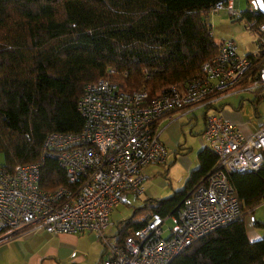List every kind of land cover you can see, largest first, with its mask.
I'll list each match as a JSON object with an SVG mask.
<instances>
[{
	"label": "trees",
	"instance_id": "obj_1",
	"mask_svg": "<svg viewBox=\"0 0 264 264\" xmlns=\"http://www.w3.org/2000/svg\"><path fill=\"white\" fill-rule=\"evenodd\" d=\"M220 1L0 0L2 166L12 171L40 164L41 191L74 188L55 159H42V149L51 133L82 131L78 103L86 86L110 78L127 90L146 89L154 96L199 78L221 46L208 24ZM247 16L264 23V14ZM253 106L257 112L258 104ZM200 160L184 190L136 209L118 226L116 242L142 228L145 213L174 214L219 157L205 149ZM230 181L243 217L200 239L171 264H264V236L251 242L244 222L246 213L264 202V166L253 174H232ZM256 225L264 230V224Z\"/></svg>",
	"mask_w": 264,
	"mask_h": 264
},
{
	"label": "built area",
	"instance_id": "obj_2",
	"mask_svg": "<svg viewBox=\"0 0 264 264\" xmlns=\"http://www.w3.org/2000/svg\"><path fill=\"white\" fill-rule=\"evenodd\" d=\"M240 2L220 1L210 14L226 9L233 17L264 14L258 0H247V12L239 10ZM250 23L258 27L253 53L241 55L237 44L227 41L204 63L199 78L163 93L130 91L110 78L86 86L78 103L82 131L51 133L42 149V159H55L74 188L43 192L38 187L40 164L18 165L9 171L0 162V242L26 229L33 236L90 234L104 245L100 264H171L200 239L239 221L243 211L230 175L263 168L264 127L245 136L215 109L230 93L252 99L264 94V23L257 19ZM195 107L205 114L203 139L206 149L219 157L217 166L174 214H147L142 228L117 243L110 234L115 228L112 215L124 194H141L144 168L167 163L162 121H174L177 112H192ZM169 218L172 228L165 227Z\"/></svg>",
	"mask_w": 264,
	"mask_h": 264
},
{
	"label": "crops",
	"instance_id": "obj_3",
	"mask_svg": "<svg viewBox=\"0 0 264 264\" xmlns=\"http://www.w3.org/2000/svg\"><path fill=\"white\" fill-rule=\"evenodd\" d=\"M253 102L258 104L257 112ZM262 103L264 94L252 99L235 92L225 96L215 111L245 136H251L264 127V114L260 110ZM175 117L174 121L167 119L162 121L164 126L162 139L169 152L167 163L145 167L143 174L146 181L142 193L130 192L131 194L123 196L112 215L115 224V228L110 230L112 237L117 236L116 229L128 219L119 211L120 205H128L126 199L128 196H134L141 201L139 208L148 200L170 199L175 192L184 190L191 174L200 168V154L206 149L203 139L205 114L200 107H195L192 112L186 110L177 112ZM147 214L149 213L143 214L140 221H143ZM246 231L251 242L263 238L261 233L251 230L248 225ZM28 233L29 230L26 229L3 237L0 242V264H81L80 262L84 260L79 255L75 256L78 249L84 248L82 244L84 234L54 236L40 233L33 236Z\"/></svg>",
	"mask_w": 264,
	"mask_h": 264
},
{
	"label": "rangeland",
	"instance_id": "obj_4",
	"mask_svg": "<svg viewBox=\"0 0 264 264\" xmlns=\"http://www.w3.org/2000/svg\"><path fill=\"white\" fill-rule=\"evenodd\" d=\"M239 10L241 12L249 11L247 0H241ZM248 14L240 17H233L229 10H223L216 14H209L208 24L211 26L213 38L216 44L221 45L227 41H234L241 55H249L256 50L258 44V27H253L248 20ZM245 34L254 36L252 40H248ZM245 41H247L245 43ZM247 97V96H246ZM260 110L264 114V103L260 104ZM2 164V160L0 158ZM125 194H131L130 191ZM124 194V195H125ZM128 205H120L119 211L123 217L129 218L136 208H139L140 200L134 196L127 198ZM245 225L251 230H256L264 236V230L256 225V223L264 224V202L246 213L244 218ZM174 225L171 218L165 224L166 228H172ZM95 236V235H93ZM90 234L85 235L82 241L84 248L78 249L76 255L84 258L81 264H99L104 256V245L100 242L97 236L93 237Z\"/></svg>",
	"mask_w": 264,
	"mask_h": 264
},
{
	"label": "water",
	"instance_id": "obj_5",
	"mask_svg": "<svg viewBox=\"0 0 264 264\" xmlns=\"http://www.w3.org/2000/svg\"><path fill=\"white\" fill-rule=\"evenodd\" d=\"M259 2V5H260V8H261V11L264 13V3L262 0H258ZM238 6V2L236 3V7Z\"/></svg>",
	"mask_w": 264,
	"mask_h": 264
},
{
	"label": "clouds",
	"instance_id": "obj_6",
	"mask_svg": "<svg viewBox=\"0 0 264 264\" xmlns=\"http://www.w3.org/2000/svg\"><path fill=\"white\" fill-rule=\"evenodd\" d=\"M246 36H247V38H248V40H252V39H254L255 37L254 36H251V35H248V34H245ZM247 41H245V43H246Z\"/></svg>",
	"mask_w": 264,
	"mask_h": 264
}]
</instances>
